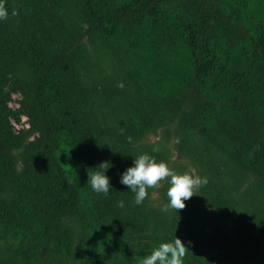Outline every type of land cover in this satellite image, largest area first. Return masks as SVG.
Segmentation results:
<instances>
[{
  "label": "rangeland",
  "instance_id": "1",
  "mask_svg": "<svg viewBox=\"0 0 264 264\" xmlns=\"http://www.w3.org/2000/svg\"><path fill=\"white\" fill-rule=\"evenodd\" d=\"M173 8L156 18L155 23L148 18L137 25L138 34L131 38L110 34L114 27L108 21L100 30L76 17H70L66 27L60 23V36L70 51L53 69L49 89L37 87L40 100L47 112L55 116L53 95L63 97L70 93L71 118L81 122L82 131L98 145L100 162L113 166V179L122 192L110 202L90 193L82 203L88 209L86 215L63 217L61 223L68 243L61 251L141 264L160 243L177 237L189 248L184 264H264V177L256 175L247 160L241 159L242 149L232 147L235 140L243 137L253 144L254 135L241 130L228 143L212 122L220 117L237 123L241 115L256 113L263 105L257 108L250 105L249 97L233 96L226 104L228 92L221 89L214 95L217 105L212 115L197 125L192 123L188 108L183 104L171 106L163 95L174 90L173 71L180 72L186 65L177 29L190 22L192 29L206 31L211 43L229 50L226 66L240 70L244 59L237 27H250L252 15L263 11L264 0H179ZM5 79L7 88L11 76L8 74ZM121 82L123 89L117 87ZM256 97L262 99V91ZM21 98L18 87L6 101L14 132L29 126ZM248 125L246 120L241 129ZM257 125L263 130L264 122ZM35 136L37 133L30 134L13 154L17 164L34 160L26 150L30 151L28 141ZM154 147L160 151L153 152ZM144 153L167 162L178 174L206 177L208 183L200 187V194L186 200L185 209L179 212L161 211V205L169 203L167 180L159 188L148 189V197L136 205L135 193L120 178ZM250 155L254 160L255 152ZM120 201L124 202L123 207L119 206ZM5 217L8 220L0 217V246L23 243V232L33 227L41 231L34 222H23L24 226L14 223L8 214Z\"/></svg>",
  "mask_w": 264,
  "mask_h": 264
},
{
  "label": "trees",
  "instance_id": "2",
  "mask_svg": "<svg viewBox=\"0 0 264 264\" xmlns=\"http://www.w3.org/2000/svg\"><path fill=\"white\" fill-rule=\"evenodd\" d=\"M253 1L258 3L259 0ZM178 2L5 0L8 18L0 19V217L8 220L5 217L8 214L14 223L22 225L29 224L27 221L34 222L41 231L33 227L23 232V243L0 246V264H140L115 258L74 256L70 250L61 251V247L68 243L62 218L86 215L88 209L82 203L86 196L95 193L88 183V172L102 171L98 166L101 154L93 138L82 131L81 122L71 118L70 93L63 97L53 95L51 101L57 107L53 116L43 106L37 87L49 89L53 69L70 51V46L60 36L61 22L66 27L67 20L76 17V20L88 21L100 30L103 22L108 21L114 27L110 34L131 38L138 34L135 31L137 25L148 18L154 19L155 23L170 13ZM13 9L17 15H12ZM177 30L186 65L180 72L173 71L174 90L162 93L171 106L183 104L192 113V123L201 125L217 105L215 93L224 89L228 92L226 104L231 96L249 97L250 105L259 108L261 104L264 111V9L260 14L252 15L250 27L244 28L242 24L237 27L244 59L240 70L226 66L228 49L211 43V36L206 31L192 29L190 22ZM8 74L11 80L5 88ZM18 87L22 93L21 104L27 108L29 126L21 132H14L9 125L10 108L6 101ZM261 91L263 98L259 99L256 94ZM259 111L256 112L257 118L256 113H249L241 115L237 123L231 124L226 121L228 119L220 117L212 122L227 141L235 140L241 130L254 135L253 144L243 137L235 140L232 147L242 149L244 156L241 155V159L247 160L249 168L263 178L264 127L261 130L257 123L264 122V112ZM246 120L250 125L241 129ZM32 133L37 136L28 141L30 151L26 150V154L35 161L17 164L13 154ZM252 151L255 152L254 160L250 155ZM51 155H55L54 158ZM105 174L110 178L109 194H95L96 198L110 202L121 191L113 179V166Z\"/></svg>",
  "mask_w": 264,
  "mask_h": 264
},
{
  "label": "clouds",
  "instance_id": "3",
  "mask_svg": "<svg viewBox=\"0 0 264 264\" xmlns=\"http://www.w3.org/2000/svg\"><path fill=\"white\" fill-rule=\"evenodd\" d=\"M18 12L13 9L12 15ZM8 18V10L5 6V0H0V19ZM117 87L123 89L124 84L121 82ZM131 142V137L128 138ZM179 143V138L176 139ZM258 147V146H257ZM159 147H154L153 152H159ZM102 162L98 165L103 171L95 173L88 172V183L92 190L97 194L107 196L110 191V178L105 174L111 166L110 162ZM110 165V166H109ZM167 180L169 187L167 197L169 203L161 205V211L169 210L180 211L185 209L186 200H190L194 195L200 194L201 186L206 185V177L201 178L198 175L189 173L178 174L171 169L167 162L157 161L153 156L144 153L134 159L133 166L128 167L121 175L120 182L127 186L135 193V204L141 205L148 197L150 188H159L163 181ZM119 206L123 207L124 202L120 201ZM189 248L185 243L177 238L172 242H162L155 248L150 255L145 256L141 264H184V257Z\"/></svg>",
  "mask_w": 264,
  "mask_h": 264
}]
</instances>
